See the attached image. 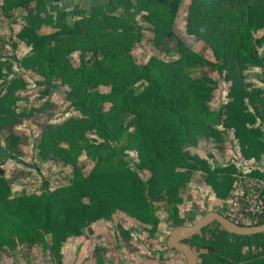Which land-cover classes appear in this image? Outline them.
<instances>
[{
    "label": "rangeland",
    "instance_id": "obj_1",
    "mask_svg": "<svg viewBox=\"0 0 264 264\" xmlns=\"http://www.w3.org/2000/svg\"><path fill=\"white\" fill-rule=\"evenodd\" d=\"M86 1L78 4L61 1L62 16L55 13L54 25L44 23L39 34L44 38L63 27L73 28L82 18H122L134 13L131 20L124 22L129 32V47L119 50L120 44L116 48L122 63L125 67L129 62L140 67L162 61L184 66L178 46L180 38L190 52L189 62L193 66L184 67L200 101H196L197 108L191 106L182 118L162 111L159 106L148 108L144 125H138V132L135 115L130 111L119 114L122 105L119 103L113 109L119 114V120L113 114L110 122L113 132L123 129L116 142L105 144L97 131L85 129L84 137L78 140L85 148L77 155L75 164H66L53 150L44 155L41 143L50 127L84 116L68 98L70 86L62 76H54L52 83L40 84L45 82V77L38 68L24 65L22 59L32 54V46L22 39L30 18H26L27 11L23 8L5 10L4 0H0V68L3 69L0 99L11 106V113L6 115H12L0 125V264H40L38 261L46 264H187L184 253L172 249L168 240L178 226H191L212 210L225 211V201L219 200L204 182L202 171L193 162L196 158H209L213 162L211 156H214L220 163H226L230 158L233 149L230 136L221 148L204 134L203 126L213 117L206 115L202 107L207 105L209 111H218L230 104L233 80L219 68L223 62L216 58L210 45L188 31L192 0L180 1L173 34L159 41L148 19L149 12L141 8L138 0L121 4L118 0H93L88 4ZM47 2L49 10H55ZM91 6L96 8L89 10ZM35 7L33 2L31 8ZM79 10L89 11L80 13ZM59 17L60 27L56 25ZM262 34L264 29L258 36ZM192 54L202 60L191 59ZM109 55L98 49H78L67 58L75 68L81 64L109 66ZM259 70L257 67L243 73L242 80L249 84V91L256 86L263 89L254 95L255 102L258 100L254 106L248 98L244 100L246 115L254 107L264 112V70L263 73ZM120 85L126 86L125 91L130 95L131 91L139 95L150 83L146 79L135 82V78L121 76ZM113 88L114 83L87 85L88 92L104 94ZM102 105L112 110L111 102L104 101ZM223 109L233 113L238 126L243 127L240 124L247 121L244 116L234 108ZM242 133L247 136L245 131ZM99 143L105 146L93 147ZM122 166L131 168L141 182L134 186L130 183L132 176L119 177L117 171ZM58 189L61 194L54 195V207L47 211L42 196ZM65 189L70 190L62 192ZM81 221L84 227L65 238L60 249H56L55 235L62 237L61 230ZM47 224L52 230H41ZM226 231L214 220L187 240L199 256L198 264H202L203 254L219 256V264H264V232L242 237Z\"/></svg>",
    "mask_w": 264,
    "mask_h": 264
},
{
    "label": "trees",
    "instance_id": "obj_2",
    "mask_svg": "<svg viewBox=\"0 0 264 264\" xmlns=\"http://www.w3.org/2000/svg\"><path fill=\"white\" fill-rule=\"evenodd\" d=\"M48 1L55 10H49L47 0H4L5 10L10 7L23 8L27 11L28 16L26 18H30V22L24 28L26 34L22 39L27 45L32 46V54L30 57L22 59L24 65L38 68V72L45 77V82H39L40 84L52 83L54 76H62L70 86V90L67 92L68 98L73 101L84 116L83 119H71L58 126L50 127L41 143L44 155L53 150L56 156L66 164H75L77 155L85 148L78 141L84 137L85 129L97 131L106 142L105 144L111 141L116 142L123 129L113 132L110 122L114 117L113 114H116L114 110L119 103L122 104L121 108L118 109L119 114L130 111L135 115L136 132L139 129L138 125H144V113L148 108L157 109L159 106L162 111L176 113L181 118L183 114L187 115L191 106L195 105L197 108L198 91L193 89L184 67L185 65L191 67L193 64L189 62L190 52L186 49L182 39L178 38V46L184 66L180 63L156 61L155 63L142 64L140 67L129 62L125 67L126 64L122 63L123 59L116 48L117 45L121 44L118 48L121 50L129 45V32L127 28H124V22L131 20L130 16H134V13L122 18L113 16H106L104 19L95 16L82 18L73 28L63 27L60 31L43 38L38 30L44 23L54 25L55 13L57 16L58 12L61 11V1L66 2V0ZM67 1L81 3V0ZM89 1L93 0H87L86 4ZM124 1L127 0H118V3L121 4ZM180 1L138 0L141 8L149 12L148 19L155 27L156 40L159 41L167 34V36L173 34V24ZM33 2L36 3L35 8H31ZM93 8L96 6H91L89 10ZM58 16H62L61 12ZM60 17L56 21V25L59 27L61 25ZM108 27L111 28L110 31L107 30ZM120 27H123L124 30ZM187 28L191 34L210 45L216 58L223 62L221 65L219 64V68L227 73L234 83L231 90L232 100L230 104L228 103L229 105H223L218 111H209V107L203 105L202 109L205 114L213 117L209 124L203 126L204 134L221 148L224 147L227 137L230 136L231 142H233L232 146L238 157L246 161L253 159L259 162L264 161V112L254 107V111L247 112L246 115L244 113L247 111L246 108L245 111L243 110L244 100L248 98L254 106L258 101L255 102L254 95L263 89L256 86L254 90L249 91V84L242 80L244 71L257 67L260 69L259 73H263L264 70V34L258 36V32L264 29V0H192ZM78 49H98L108 52L110 65L102 66L101 63H98L86 66L81 64L79 68H75L70 65L67 57L68 54ZM191 59L202 60L200 56H193ZM45 63L48 65L45 66ZM127 68H131V70ZM154 71L158 72L155 74ZM2 76L3 69L0 68V79ZM121 76L135 78V82L146 79L150 85L139 95H134L132 91L130 95L129 91H125L126 86L120 85ZM239 80L242 81L239 83ZM104 83H114V88L110 93L88 92L87 90L88 84L98 86ZM9 90L11 91L10 87ZM104 101L112 103V110H106L103 107ZM235 105H238V108ZM223 107H229L230 111L231 108H234L235 112H239L240 116L247 119L246 122L243 121V124H240L243 125L242 128L238 126L234 114L232 113V115L227 110L224 112ZM10 108L11 106L7 102L5 103L0 99V125L12 117V115H6L8 112L11 113ZM119 114H116L118 120ZM184 123H186L185 119ZM242 131H245L248 137L243 135ZM62 143L68 146L61 147ZM105 144H94L93 147L102 148ZM211 159L213 162H210L209 158H196L193 166L202 171L204 182L219 200L226 202L233 187L235 176L240 172V166L232 161L231 157L226 163H220L214 156H211ZM117 173L119 177L132 176L133 181L130 183L134 186L141 182H138V177L131 168L126 166L120 167ZM254 174L264 175L259 170ZM65 190L62 192H68L70 189ZM56 194H61V191L58 189L43 194L42 199L46 204L47 211L53 209L55 203L52 199ZM222 214L227 216L226 210ZM47 218L49 219L48 213ZM261 223H264V217ZM84 225V222L81 221L76 226H69L61 230L63 232L60 234L62 237L57 234L55 235L56 238L53 239L54 247L60 249V245L66 241L65 238L70 237L75 233L74 231H80ZM41 230L47 232L52 228L50 229L47 224L43 225ZM226 232L233 236L242 237L262 234L239 235ZM202 259V264H219L221 261L219 256L211 254H203Z\"/></svg>",
    "mask_w": 264,
    "mask_h": 264
},
{
    "label": "built area",
    "instance_id": "obj_3",
    "mask_svg": "<svg viewBox=\"0 0 264 264\" xmlns=\"http://www.w3.org/2000/svg\"><path fill=\"white\" fill-rule=\"evenodd\" d=\"M232 161L240 166V172L235 176L230 195L225 202L227 217L241 226H257L264 217V175L254 173L259 170L264 173V161H246L238 157L234 148L230 154Z\"/></svg>",
    "mask_w": 264,
    "mask_h": 264
},
{
    "label": "water",
    "instance_id": "obj_4",
    "mask_svg": "<svg viewBox=\"0 0 264 264\" xmlns=\"http://www.w3.org/2000/svg\"><path fill=\"white\" fill-rule=\"evenodd\" d=\"M217 220L227 231L239 235H253L264 232V223L257 226H241L234 223L224 214L218 211H209L199 221L191 226H178L175 228L168 240L172 249H177L184 253L187 264H198L199 256L192 248L191 244L186 242L190 237L206 227L211 221Z\"/></svg>",
    "mask_w": 264,
    "mask_h": 264
},
{
    "label": "crops",
    "instance_id": "obj_5",
    "mask_svg": "<svg viewBox=\"0 0 264 264\" xmlns=\"http://www.w3.org/2000/svg\"><path fill=\"white\" fill-rule=\"evenodd\" d=\"M38 262H39L40 264H46L45 261H42V262H41V261H38Z\"/></svg>",
    "mask_w": 264,
    "mask_h": 264
},
{
    "label": "flooded vegetation",
    "instance_id": "obj_6",
    "mask_svg": "<svg viewBox=\"0 0 264 264\" xmlns=\"http://www.w3.org/2000/svg\"><path fill=\"white\" fill-rule=\"evenodd\" d=\"M186 242H187V240H186ZM189 243V242H188Z\"/></svg>",
    "mask_w": 264,
    "mask_h": 264
}]
</instances>
